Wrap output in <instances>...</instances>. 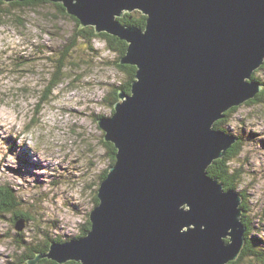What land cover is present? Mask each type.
<instances>
[{
    "label": "water",
    "instance_id": "95a60500",
    "mask_svg": "<svg viewBox=\"0 0 264 264\" xmlns=\"http://www.w3.org/2000/svg\"><path fill=\"white\" fill-rule=\"evenodd\" d=\"M30 0H0L7 4ZM79 22L127 44L136 67L129 94L95 123L115 163L97 190L89 232L27 264H228L245 245L242 198L208 167L237 141L213 129L253 100L264 63V0H47ZM140 12L143 30L117 19ZM24 219L15 224L23 231Z\"/></svg>",
    "mask_w": 264,
    "mask_h": 264
},
{
    "label": "rangeland",
    "instance_id": "374dc122",
    "mask_svg": "<svg viewBox=\"0 0 264 264\" xmlns=\"http://www.w3.org/2000/svg\"><path fill=\"white\" fill-rule=\"evenodd\" d=\"M3 4L9 14L0 26V185L12 188L18 210L31 219L18 233L13 215L0 216V264H11L24 252L17 234L30 246L48 240L64 243L81 234L95 208L100 177L110 165L104 132L95 122L114 114L113 92L127 78L103 40L76 39L65 53L66 79L43 103L75 23L51 2L31 8ZM255 77L264 82V70ZM245 103L224 127L242 139V151L229 166L241 174L237 191L250 212L248 238L261 249L264 102ZM242 264L257 263L245 259Z\"/></svg>",
    "mask_w": 264,
    "mask_h": 264
},
{
    "label": "trees",
    "instance_id": "16d2710c",
    "mask_svg": "<svg viewBox=\"0 0 264 264\" xmlns=\"http://www.w3.org/2000/svg\"><path fill=\"white\" fill-rule=\"evenodd\" d=\"M49 4L47 0H30L28 2H14L10 3L9 6L13 8H31V7H38V6H43ZM4 4L0 2V26L3 24L2 19L9 14L7 10H4L2 8ZM58 7V11L61 15L66 16L65 10L62 7V5H55ZM72 21L75 23L76 29L73 34V37L69 40V43L64 47V54L60 56V58L57 60V66L55 67L54 74H53V79L50 84V90H47V95L43 97L41 100L43 103L47 102L48 99L50 98L51 91L59 85L64 79H66V76H64V70L66 68V64L64 63L66 60V55L65 54L67 51L69 52L74 46H75V40L76 39H83L91 42L94 39H100L103 40L106 44L108 49L113 52L117 57V62H116V68L118 71L123 73L126 78L127 82L123 85L120 86L119 88H116V90L113 92V102L110 104L111 107L114 106V104L118 101V91L123 90V92L129 94L131 91L132 83L135 81V75H136V67L128 65V64H120L119 61L120 59L125 55L126 49H127V44L126 42L110 36L106 33H101V34H95L94 28L92 27H87L80 29L79 28V22L71 17ZM121 25L124 26H134L137 27L141 30L145 28V21L146 17L142 15L138 11H134L132 13H126L122 18L117 19ZM264 70V63L263 65L256 70L251 77V81H255L263 85L262 91L253 99L245 103V105H255L259 103L264 102V82L261 81V79L255 77L256 73ZM239 107H234L227 112L223 114V118L218 120L217 122L214 123L213 129L215 130H221L225 133L227 131L225 130V125L228 123L231 115L238 109ZM114 109V108H113ZM114 111V110H113ZM104 118V117H98ZM97 118V119H98ZM237 141L235 144L232 145L231 148L227 150L225 153L224 157L214 161L207 169V175L210 178H216L218 179L219 183L223 185L224 190H234L237 193L240 194L242 201L240 204V209L242 210V217H241V222L243 226L245 227V245L242 249L241 254L239 255L238 259L234 262H229L228 264H242V261L245 259L248 260H254L257 264H264V248H257L256 244L252 241L249 240L248 236L250 235L249 231L252 229V224L250 221V212L245 209L244 202H243V194L241 192L237 191L238 183L240 181V172L238 170L232 169L229 166V163L237 158L243 148L242 144V139L237 136ZM104 146L107 149L108 152V157L110 159V165H114L115 163V153L116 149L113 144L109 142H103ZM109 168L104 170L100 177V182L103 181L109 171ZM94 204L97 206L98 204V199L97 195L94 198ZM20 205L17 201L16 194L12 190V188L8 185H0V216L1 215H13V223L16 224V222L20 219H24L25 223L28 221H31L30 217L26 214L21 213L19 209ZM246 214L249 217V220L246 217ZM90 230V222L89 218L87 223L83 226L81 234L77 237H83L85 236ZM21 233V232H18ZM18 237H21L19 239V242L21 243L20 248L24 250L22 251L21 254H19L18 258L15 260L14 258L12 259L11 264H27V261L30 259H33L37 254H43L48 251L49 245L51 242H57L61 243L60 240H48L47 242L43 244H39V246H30L26 243L25 238L23 237L22 234H17ZM76 239V238H75ZM15 260V261H14ZM14 261V262H13ZM37 264H56L55 262L48 261L46 259L40 260ZM66 264H79L76 262H67Z\"/></svg>",
    "mask_w": 264,
    "mask_h": 264
},
{
    "label": "clouds",
    "instance_id": "9594fccd",
    "mask_svg": "<svg viewBox=\"0 0 264 264\" xmlns=\"http://www.w3.org/2000/svg\"><path fill=\"white\" fill-rule=\"evenodd\" d=\"M114 110V109H113Z\"/></svg>",
    "mask_w": 264,
    "mask_h": 264
}]
</instances>
